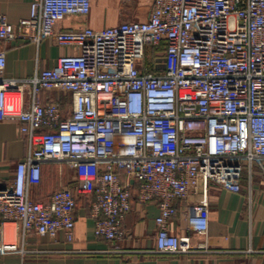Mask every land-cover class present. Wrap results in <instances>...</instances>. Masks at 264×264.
Here are the masks:
<instances>
[{"label": "built area", "instance_id": "obj_1", "mask_svg": "<svg viewBox=\"0 0 264 264\" xmlns=\"http://www.w3.org/2000/svg\"><path fill=\"white\" fill-rule=\"evenodd\" d=\"M92 5L34 0L17 23L0 13L6 42L51 38L78 48L26 77L6 75L0 50V122H18L29 144L0 186V252L24 254L31 233L62 232L74 241L78 197L93 195L95 235L122 253L117 243L130 237L124 222L135 187L138 204H158L154 252L204 250L190 234L170 230L177 202L186 203L187 229L204 233L212 183L246 190L251 205L253 171L264 175V0H151L144 20L58 28L70 15L90 14ZM50 89L71 93V109L40 101ZM47 162L66 165L75 183L38 201L32 188Z\"/></svg>", "mask_w": 264, "mask_h": 264}, {"label": "crops", "instance_id": "obj_2", "mask_svg": "<svg viewBox=\"0 0 264 264\" xmlns=\"http://www.w3.org/2000/svg\"><path fill=\"white\" fill-rule=\"evenodd\" d=\"M33 1L0 0V13L17 23L30 14ZM150 5L151 0H133L128 4L121 0H93L90 14L70 15L58 23V28L75 30L90 26L102 29L122 21L144 20ZM0 50L6 52V75L13 77H26L37 70L52 68L61 55L78 52L77 47L58 45L51 38L40 45L0 39ZM154 72H161V69ZM38 98L42 102L61 101L68 109L72 107V95L66 91L43 90ZM28 148V139L20 132L18 122H0V186L12 179L18 161L25 158ZM248 181L245 173L243 182L246 185ZM74 183L73 171L66 165L47 162L43 166L41 183L32 188V198L46 201L55 189ZM137 193L135 187L134 209L124 222L130 237L117 243L124 252H110L114 244L95 235V219L91 215L93 195H80L75 209L74 241H66L62 232L56 237L31 233L25 239L26 252H0V264H264V175L258 168L252 174L251 205L247 204L246 190L236 193L219 184H211L208 229L204 233L187 229L186 203L177 202L180 214L171 220L169 228L177 235L188 233L194 242L206 245L204 250L194 254L154 252L158 204H138ZM16 239L22 241L20 227L16 228Z\"/></svg>", "mask_w": 264, "mask_h": 264}, {"label": "bare ground", "instance_id": "obj_3", "mask_svg": "<svg viewBox=\"0 0 264 264\" xmlns=\"http://www.w3.org/2000/svg\"><path fill=\"white\" fill-rule=\"evenodd\" d=\"M8 227H9V228H13L14 225H13V224H9Z\"/></svg>", "mask_w": 264, "mask_h": 264}, {"label": "rangeland", "instance_id": "obj_4", "mask_svg": "<svg viewBox=\"0 0 264 264\" xmlns=\"http://www.w3.org/2000/svg\"><path fill=\"white\" fill-rule=\"evenodd\" d=\"M112 18V17H111Z\"/></svg>", "mask_w": 264, "mask_h": 264}]
</instances>
